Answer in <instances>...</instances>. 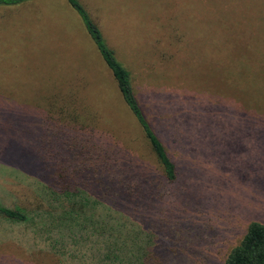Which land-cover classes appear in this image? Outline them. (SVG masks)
I'll return each mask as SVG.
<instances>
[{"label":"rangeland","instance_id":"374dc122","mask_svg":"<svg viewBox=\"0 0 264 264\" xmlns=\"http://www.w3.org/2000/svg\"><path fill=\"white\" fill-rule=\"evenodd\" d=\"M79 2L94 9L104 37L133 73L139 97L156 123L163 126L162 132L171 137L166 144L173 156L175 152L180 155L182 184L190 181L189 162L196 165L194 174L206 177L207 194L205 201H200L201 209L196 210L192 200L202 193L191 186L186 192L185 210L169 227L173 224L179 230L176 223H188V227L192 223L195 231L193 236H187L189 245L185 247L191 264H222L249 221H264V55L250 49V42L243 41L251 13L245 18L246 10L239 9H248L255 3ZM146 20L155 23L146 25ZM263 35L260 28L259 41L264 39ZM185 36L191 45L185 40L177 41ZM238 42H243L240 49ZM125 49L135 61L125 60ZM69 86L80 92L77 99L83 105L100 104L110 112V118L127 119L115 84L82 22L65 0H32L18 7L0 6L2 203H7L10 196L26 209L41 203L36 193L19 185L15 178L25 181L20 173L31 176V172H36V181L40 180L41 155L36 154L38 147L34 144L35 113L38 119L43 101ZM203 106L210 115L208 124L204 111L201 112ZM33 156L38 164L35 171L34 165L29 167V157L33 164ZM14 158L24 159L18 162L24 167L7 164ZM15 235H19L17 228ZM159 238L165 239L163 235ZM176 240L179 244L180 238L171 236L175 251L167 257L168 262L174 258L183 260L176 256ZM31 254L26 247L0 241V264H57L52 255L43 253L33 258Z\"/></svg>","mask_w":264,"mask_h":264},{"label":"trees","instance_id":"16d2710c","mask_svg":"<svg viewBox=\"0 0 264 264\" xmlns=\"http://www.w3.org/2000/svg\"><path fill=\"white\" fill-rule=\"evenodd\" d=\"M31 1L0 0V6L18 7ZM65 2L82 22L128 117L110 118L103 105H83L77 99L80 92L70 86L47 97L38 119L35 113L40 180L36 181V172L31 176L20 173L25 181L15 178L19 185L36 193L41 203L26 209L12 196L7 203L0 201V241L26 247L33 258L43 253L52 255L57 264H191L185 247L189 245L187 236L195 231L192 223L191 227L176 223L179 230L169 226L185 210L186 192L191 186L202 193L192 200L194 208L201 209L200 201H205L207 194L206 177L194 174L196 165L189 162L190 181L182 184L180 155L175 152L173 156L166 144L171 137L162 132L163 126L156 123L139 97L133 73L104 37L94 9L79 0ZM251 2L255 4L250 11L239 8L246 10L245 18L248 13L252 18L246 21L247 37L243 41L264 55V39L259 41V29L264 30V0ZM151 22L146 20V25ZM183 40L191 45L186 36L177 41ZM242 43H237L239 49ZM125 51V60L135 61ZM204 114L208 124L210 115L208 111ZM20 161L14 158L7 164L19 169L24 167ZM36 161L33 156L31 164L29 157V167L34 165V171ZM15 228L19 235H15ZM160 235L165 239L160 241ZM171 236L180 238L179 244L175 241L176 256L183 260L168 262L167 257L175 251ZM222 264H264V221H249Z\"/></svg>","mask_w":264,"mask_h":264}]
</instances>
